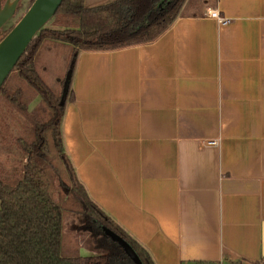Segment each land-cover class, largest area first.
Segmentation results:
<instances>
[{
    "label": "crops",
    "instance_id": "1",
    "mask_svg": "<svg viewBox=\"0 0 264 264\" xmlns=\"http://www.w3.org/2000/svg\"><path fill=\"white\" fill-rule=\"evenodd\" d=\"M71 89L61 132L77 176L156 264H264V0L80 51Z\"/></svg>",
    "mask_w": 264,
    "mask_h": 264
},
{
    "label": "trees",
    "instance_id": "2",
    "mask_svg": "<svg viewBox=\"0 0 264 264\" xmlns=\"http://www.w3.org/2000/svg\"><path fill=\"white\" fill-rule=\"evenodd\" d=\"M206 2L217 0H111L93 6L62 0L52 28L44 25L34 35L0 88V264H133L105 230L123 239L141 264H156L90 197L66 153L61 122L73 98L80 51L152 42L186 14L185 6H200L193 11L198 16ZM17 20L0 28V40ZM51 57L61 60L56 80L47 74Z\"/></svg>",
    "mask_w": 264,
    "mask_h": 264
},
{
    "label": "water",
    "instance_id": "3",
    "mask_svg": "<svg viewBox=\"0 0 264 264\" xmlns=\"http://www.w3.org/2000/svg\"><path fill=\"white\" fill-rule=\"evenodd\" d=\"M19 1L6 0L1 5L0 0V28L14 16ZM61 2L62 0H33L10 31L0 40V88L34 35L51 20ZM105 232L124 249L133 264H141L133 249L123 239L109 230Z\"/></svg>",
    "mask_w": 264,
    "mask_h": 264
},
{
    "label": "rangeland",
    "instance_id": "4",
    "mask_svg": "<svg viewBox=\"0 0 264 264\" xmlns=\"http://www.w3.org/2000/svg\"><path fill=\"white\" fill-rule=\"evenodd\" d=\"M85 3L89 6H93V5H97V4H101V3H105L111 0H84ZM212 2V1H211ZM207 3V2H206ZM211 3H207V4H203V6L201 7V10H204L206 7H208V5H210ZM19 10L17 11V13L10 19L8 20L7 24H10L12 22H15L24 12L25 10L30 6V0H20L19 1ZM197 6V5H196ZM200 9V6L198 7ZM198 8H196L195 6L193 7H184L183 11H186L185 13H193V11L198 10ZM52 19V18H51ZM51 21V20H50ZM48 21L45 26L52 28L51 22ZM61 60H59L58 58H49V63L47 61V74L52 75V79L56 80L57 76H61L62 75V69L61 67ZM61 72H60V71ZM38 101V98L35 99L31 105L30 108L36 104V102ZM108 233V232H107ZM83 252V250H82ZM62 254H65V247H62Z\"/></svg>",
    "mask_w": 264,
    "mask_h": 264
},
{
    "label": "built area",
    "instance_id": "5",
    "mask_svg": "<svg viewBox=\"0 0 264 264\" xmlns=\"http://www.w3.org/2000/svg\"><path fill=\"white\" fill-rule=\"evenodd\" d=\"M206 15L212 19H214L218 24H228L231 22V18L222 16L217 9H207ZM219 143V140H209L205 142L206 146H217Z\"/></svg>",
    "mask_w": 264,
    "mask_h": 264
},
{
    "label": "flooded vegetation",
    "instance_id": "6",
    "mask_svg": "<svg viewBox=\"0 0 264 264\" xmlns=\"http://www.w3.org/2000/svg\"><path fill=\"white\" fill-rule=\"evenodd\" d=\"M6 24V23H5Z\"/></svg>",
    "mask_w": 264,
    "mask_h": 264
}]
</instances>
